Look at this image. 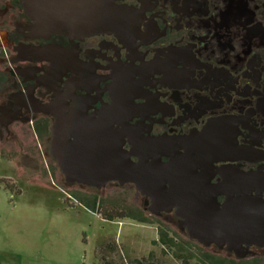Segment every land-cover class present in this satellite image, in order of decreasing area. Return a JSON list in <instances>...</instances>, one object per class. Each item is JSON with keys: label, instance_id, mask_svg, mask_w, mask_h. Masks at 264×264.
<instances>
[{"label": "flooded vegetation", "instance_id": "af4514ba", "mask_svg": "<svg viewBox=\"0 0 264 264\" xmlns=\"http://www.w3.org/2000/svg\"><path fill=\"white\" fill-rule=\"evenodd\" d=\"M116 3L136 13L126 35L70 37L34 34L23 0H0L1 152L13 157L5 146L19 147L21 172L49 162L68 187L124 189L138 201L135 219L169 224L215 254L264 261V245L250 239L238 251L200 243L177 207L155 205L136 181H67L58 142L113 154L119 147L137 163L139 142L169 138L179 142V189L205 192L196 197L210 216L213 198L227 213L233 202L238 221L264 205V0ZM32 138L39 151L24 146Z\"/></svg>", "mask_w": 264, "mask_h": 264}, {"label": "rangeland", "instance_id": "374dc122", "mask_svg": "<svg viewBox=\"0 0 264 264\" xmlns=\"http://www.w3.org/2000/svg\"><path fill=\"white\" fill-rule=\"evenodd\" d=\"M31 141L35 143L33 138ZM24 146L39 151L35 144ZM5 149L14 155L12 159L20 152L15 146ZM48 163L44 161L43 167L37 159L33 162L36 167L18 173L12 161L0 160V264H131L133 259L169 264L177 259L170 248L156 242L161 232L178 235L171 225L134 217L106 220L100 214L101 205L94 211L80 200L98 195L104 205L136 215L131 207L140 212L138 201L132 200L131 193L68 187L55 177Z\"/></svg>", "mask_w": 264, "mask_h": 264}, {"label": "water", "instance_id": "95a60500", "mask_svg": "<svg viewBox=\"0 0 264 264\" xmlns=\"http://www.w3.org/2000/svg\"><path fill=\"white\" fill-rule=\"evenodd\" d=\"M23 3L25 12L35 21L31 29L38 36L55 33L83 37L99 32L126 35L131 17L136 14L127 6L118 5L116 0H23ZM88 147L56 143L55 148L60 151L59 164L70 183L83 182L100 187L112 179L133 180L146 189L145 193L151 196L155 205L166 210L177 207L190 232L197 231L194 237L204 245L216 242L220 246L227 244L229 249L237 251L243 249L247 239L264 245V205L255 215L248 210L246 219L238 221V214L231 212L237 209L233 202L225 205L227 213L218 209L213 198L214 208L210 216L205 192L179 189L176 171L181 159L176 140L158 138L139 142L137 163L131 160L130 153L119 147L114 154L104 151V147L95 152ZM192 154V147L188 145L186 154L182 155L184 161L189 162ZM162 156H169L171 160L163 163ZM167 182L169 187L165 185ZM186 186L190 184L186 183Z\"/></svg>", "mask_w": 264, "mask_h": 264}, {"label": "trees", "instance_id": "16d2710c", "mask_svg": "<svg viewBox=\"0 0 264 264\" xmlns=\"http://www.w3.org/2000/svg\"><path fill=\"white\" fill-rule=\"evenodd\" d=\"M9 180V179H7ZM10 181V180H9ZM98 195H94L92 200L86 201L82 197L80 200L90 209H98L97 206L102 207V212L100 213L106 220H115L116 218H125V217H134L126 209H119L118 206L104 205V200ZM95 211V210H94ZM181 236V235H180ZM178 235H172L170 232H161L158 240L156 242L162 243L163 247L170 248L175 258V261L170 262L169 264H260L261 261H251L241 262L236 259L228 258L221 254H215L210 252L203 245L194 242L189 239L180 238ZM131 264H155L152 260L148 259H133L130 262ZM98 264V263H97ZM111 264V263H108Z\"/></svg>", "mask_w": 264, "mask_h": 264}, {"label": "crops", "instance_id": "0c3cea01", "mask_svg": "<svg viewBox=\"0 0 264 264\" xmlns=\"http://www.w3.org/2000/svg\"><path fill=\"white\" fill-rule=\"evenodd\" d=\"M0 160H5V161H8V162H13L14 163V170L15 171H17L18 173H21V169L19 168V163L17 162V160H15V159H12V157H7V155H5V154H3L2 152H1V149H0ZM9 177L11 176V175H8ZM16 192H18V193H21V190L20 189H16Z\"/></svg>", "mask_w": 264, "mask_h": 264}]
</instances>
